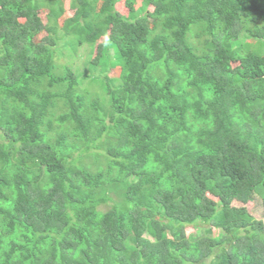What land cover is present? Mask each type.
Returning <instances> with one entry per match:
<instances>
[{
  "label": "trees",
  "instance_id": "1",
  "mask_svg": "<svg viewBox=\"0 0 264 264\" xmlns=\"http://www.w3.org/2000/svg\"><path fill=\"white\" fill-rule=\"evenodd\" d=\"M256 198L264 0H0V264H264Z\"/></svg>",
  "mask_w": 264,
  "mask_h": 264
},
{
  "label": "rangeland",
  "instance_id": "2",
  "mask_svg": "<svg viewBox=\"0 0 264 264\" xmlns=\"http://www.w3.org/2000/svg\"><path fill=\"white\" fill-rule=\"evenodd\" d=\"M63 3L65 6L68 5V0H63ZM40 16L44 19V14H45V10H40ZM67 15V12L64 14V16ZM63 16V18H64ZM62 18V19H63ZM62 19L60 20V22L62 21ZM64 43V44H63ZM58 45L60 46V49H61V55L59 56L58 58V61H60L61 63H65L67 65H69L73 70H76L78 71L79 74H84L86 71V56L88 54V47L87 45L83 44V45H80L77 50L74 52V51H69L67 50V45H65V37H62L58 40ZM115 51H111V57L110 59H112V54L115 55L114 53ZM112 67L111 64L108 65V70H110ZM116 69H112L110 70V74L112 75H116ZM108 72V71H107ZM89 73V71H88ZM92 73V71L90 72ZM102 73V68L100 66H97L95 67V70H94V74H100ZM87 75H85L86 77ZM89 77L87 76L86 79H83V83L82 84H88V79ZM91 89L93 91H99V88L96 89V86H91ZM247 209L255 216V217H263V213H264V207L262 206L260 200L258 198H256L254 200V202H250L248 203L247 205ZM264 218V217H263ZM186 232H193V228L192 227H186ZM199 232L201 231H198L195 235L199 234ZM214 233L216 234L217 233V230L215 231L214 230Z\"/></svg>",
  "mask_w": 264,
  "mask_h": 264
}]
</instances>
